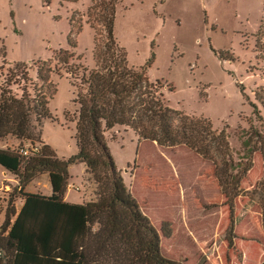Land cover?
Instances as JSON below:
<instances>
[{
    "label": "rangeland",
    "instance_id": "obj_1",
    "mask_svg": "<svg viewBox=\"0 0 264 264\" xmlns=\"http://www.w3.org/2000/svg\"><path fill=\"white\" fill-rule=\"evenodd\" d=\"M113 7V32L128 65L143 66L149 80H160L172 108L211 120L230 140L225 149L205 133L207 157L186 144L140 142L133 129L123 127L114 130L116 140L107 138L125 183L160 232L162 253L185 264H261L264 226L257 185L264 181V0H0V75L33 62V77L37 69L49 75L44 93L51 94V117L42 122L41 139L60 158L78 152L81 77L102 62L97 43L105 50ZM8 142L7 149L18 144ZM253 146L250 157L241 155ZM230 157L252 160L234 202L233 238L219 179ZM68 170L64 199L81 204L96 198L84 162ZM49 180L44 173L26 191L50 195ZM16 184L0 166V226ZM16 207L21 208L19 201Z\"/></svg>",
    "mask_w": 264,
    "mask_h": 264
},
{
    "label": "trees",
    "instance_id": "obj_2",
    "mask_svg": "<svg viewBox=\"0 0 264 264\" xmlns=\"http://www.w3.org/2000/svg\"><path fill=\"white\" fill-rule=\"evenodd\" d=\"M113 9L105 50L99 47L97 36V51L104 53L102 62L94 70L85 69L81 77L85 91L77 99L78 152L73 157L60 158L51 144L41 139L42 122L51 117V94L44 93L50 86L49 75L42 76L43 69H37L38 76L33 77L35 62L19 63L7 70L12 75L0 93V139L12 138L21 144L40 142V149L22 155L0 148V166L17 182L0 226V264H185L162 253L160 232L125 183L107 138L116 140L114 130L123 127L125 131L133 129L140 142L152 140L163 147L186 144L207 157L206 134L219 139L225 149H230V140L225 131L214 129L211 120L172 108L160 80H149L143 66L128 65L126 51L113 32ZM39 80L46 84L40 86ZM255 150L253 146L241 155L247 159ZM78 162H84L97 190L96 198L73 204L64 197L69 166ZM225 165L219 179L230 206L228 234L233 238L234 202L242 192V177L252 168V160L230 157ZM44 173L49 174L52 193L26 191ZM257 189L262 195L264 226V181ZM163 229L170 234L168 228Z\"/></svg>",
    "mask_w": 264,
    "mask_h": 264
},
{
    "label": "built area",
    "instance_id": "obj_3",
    "mask_svg": "<svg viewBox=\"0 0 264 264\" xmlns=\"http://www.w3.org/2000/svg\"><path fill=\"white\" fill-rule=\"evenodd\" d=\"M11 75L12 74L8 73V72L7 73L3 72L2 77L0 75V77H1V79H0V93L3 91L4 88H6L8 86ZM6 143L8 145H10V143L8 142V139L6 140ZM5 144H1L0 148H4V150L7 149L8 145L6 146ZM39 149H40L39 144L35 142V143H29V144H21V143L15 144V147L13 150L21 152L22 155H29L33 151H37V150L39 151Z\"/></svg>",
    "mask_w": 264,
    "mask_h": 264
},
{
    "label": "crops",
    "instance_id": "obj_4",
    "mask_svg": "<svg viewBox=\"0 0 264 264\" xmlns=\"http://www.w3.org/2000/svg\"><path fill=\"white\" fill-rule=\"evenodd\" d=\"M50 188H51V186H50ZM52 190V189H51Z\"/></svg>",
    "mask_w": 264,
    "mask_h": 264
}]
</instances>
